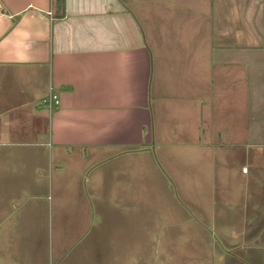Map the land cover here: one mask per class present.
<instances>
[{
  "label": "crops",
  "instance_id": "1",
  "mask_svg": "<svg viewBox=\"0 0 264 264\" xmlns=\"http://www.w3.org/2000/svg\"><path fill=\"white\" fill-rule=\"evenodd\" d=\"M263 142L264 0H0V229L16 213L41 227L48 213L62 254L100 264L101 246L147 237L132 225L140 207L95 198L126 196L134 177L160 171L151 148L176 146V164L197 165L210 149L243 159ZM251 174L237 171L242 190ZM45 189L56 202L26 204ZM248 207L259 245L262 209Z\"/></svg>",
  "mask_w": 264,
  "mask_h": 264
},
{
  "label": "rangeland",
  "instance_id": "2",
  "mask_svg": "<svg viewBox=\"0 0 264 264\" xmlns=\"http://www.w3.org/2000/svg\"><path fill=\"white\" fill-rule=\"evenodd\" d=\"M250 103H247L249 107ZM174 139L171 137L168 143L175 144ZM248 144L253 145L251 142ZM243 150L245 158L236 159L224 155L220 149L218 152L210 149L215 155H205V158L206 161L212 160V163H204L203 158L197 165H189L183 161L187 157L180 158L176 164V146L170 149L151 148L149 157L159 160L160 171H154L153 166H149V174L134 177L132 187L125 185L126 196L117 190V196L95 198L96 204L140 207L136 210L138 213H134L132 225L145 229L147 237L132 242L133 245L126 248L116 247L117 253L114 250L108 252L109 246H101L104 260L100 264H264V239L259 245L249 244L256 228L248 224L247 218L256 214L247 212L248 206H259L262 210L256 216V224H264V142ZM228 151L224 150V153ZM254 152L259 159L257 166L252 164ZM169 156L175 158V164L168 165L163 161ZM243 165L251 167L254 178L245 190H242V178L237 175ZM194 177L199 183L195 187L191 186ZM56 199L54 192L45 189L40 199L35 200L29 195L25 201L28 206L36 201L46 208ZM162 206L164 210L159 209ZM168 206H176V213H168ZM205 207L212 208L205 210ZM14 215L17 218L12 222L13 227L0 229V255L9 254L19 264H98L92 260L79 262L75 256L77 254H62L64 245L56 239L55 225L51 230L48 213L38 223L41 227H37L33 220H21L27 214ZM160 218L164 221L161 222ZM4 231L6 235H2ZM124 248L127 252L123 251ZM119 254L128 255V258L120 261L107 259L109 255Z\"/></svg>",
  "mask_w": 264,
  "mask_h": 264
},
{
  "label": "built area",
  "instance_id": "3",
  "mask_svg": "<svg viewBox=\"0 0 264 264\" xmlns=\"http://www.w3.org/2000/svg\"><path fill=\"white\" fill-rule=\"evenodd\" d=\"M51 15V13H50ZM44 103L49 107V109L54 110L55 108L60 106V100L58 96L51 94L50 97L44 100ZM243 173H248V168H244Z\"/></svg>",
  "mask_w": 264,
  "mask_h": 264
}]
</instances>
